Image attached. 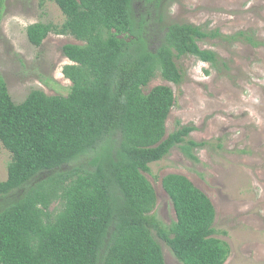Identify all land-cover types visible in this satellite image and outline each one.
Masks as SVG:
<instances>
[{
    "label": "trees",
    "instance_id": "trees-1",
    "mask_svg": "<svg viewBox=\"0 0 264 264\" xmlns=\"http://www.w3.org/2000/svg\"><path fill=\"white\" fill-rule=\"evenodd\" d=\"M166 1L147 0L148 11L137 16L134 0H40L42 8L56 4L65 22L30 25L31 45L41 47L50 35L81 44L62 48L71 62L62 70L68 96L33 90L15 103L0 75V142L12 156L0 182V264H166L154 234L181 264L229 260L230 246L215 237L216 208L188 177L161 181L176 220L165 225L155 215L150 166L175 148L198 161L195 152L207 143L191 139L195 126L169 133L175 93L169 86L148 89L158 77L181 85L177 61L185 57L219 68V54L200 42L264 43L253 30L225 35L166 24ZM155 24L163 37L152 50Z\"/></svg>",
    "mask_w": 264,
    "mask_h": 264
},
{
    "label": "rangeland",
    "instance_id": "rangeland-1",
    "mask_svg": "<svg viewBox=\"0 0 264 264\" xmlns=\"http://www.w3.org/2000/svg\"><path fill=\"white\" fill-rule=\"evenodd\" d=\"M147 3L134 0L137 16L148 11ZM164 7L166 24L191 23L225 35L253 30L264 43V0H167ZM0 13V75L13 101H25L33 90L68 96L71 83L62 70L71 62L62 48L81 43L69 36L50 35L38 48L27 37L30 25L63 24L65 17L58 6L47 3L42 8L40 0H4ZM158 26L149 30L152 50L163 37L162 26L155 30ZM199 45L217 52L222 65L213 68L194 57H185L177 61L184 74L181 85L158 77L148 89L169 86L175 93L176 105L167 124L169 133L180 125L195 126L191 139L207 143L195 152L198 161L186 158L175 148L162 162L150 166L151 172L145 176L157 194L155 215L165 225L176 220L161 181L169 174L184 175L216 208L215 237L231 248L226 264H264V46L253 48L221 40H206ZM11 161V154L0 142V182L7 180ZM154 235L166 264H181L167 244Z\"/></svg>",
    "mask_w": 264,
    "mask_h": 264
},
{
    "label": "flooded vegetation",
    "instance_id": "flooded-vegetation-1",
    "mask_svg": "<svg viewBox=\"0 0 264 264\" xmlns=\"http://www.w3.org/2000/svg\"><path fill=\"white\" fill-rule=\"evenodd\" d=\"M164 10H165V7L163 6V12H164Z\"/></svg>",
    "mask_w": 264,
    "mask_h": 264
}]
</instances>
